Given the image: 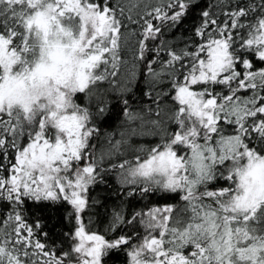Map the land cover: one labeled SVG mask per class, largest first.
I'll use <instances>...</instances> for the list:
<instances>
[{
	"label": "snow or ice",
	"instance_id": "1",
	"mask_svg": "<svg viewBox=\"0 0 264 264\" xmlns=\"http://www.w3.org/2000/svg\"><path fill=\"white\" fill-rule=\"evenodd\" d=\"M0 264H264V0H0Z\"/></svg>",
	"mask_w": 264,
	"mask_h": 264
},
{
	"label": "trees",
	"instance_id": "2",
	"mask_svg": "<svg viewBox=\"0 0 264 264\" xmlns=\"http://www.w3.org/2000/svg\"><path fill=\"white\" fill-rule=\"evenodd\" d=\"M202 3H206L207 0H201ZM120 113L117 108L113 107L110 114L108 115L107 120L104 123V127L106 128H115L118 122V119L120 117ZM119 138V135L117 133V139ZM144 143L150 142V138L143 141ZM108 184L107 186L105 185H100L99 187L94 188L93 190V195H96L97 193H101V199H104L105 197L110 198L109 203H111V200L114 199V194L113 192H110L109 189L112 187L114 184L115 180L114 178H107ZM139 208V205H137ZM101 211L103 212L104 209L101 208ZM51 219L46 221V230H51L53 233H58L59 230L61 229L63 224H66L68 222L66 214L63 216V219L61 218V214L56 212L54 209L50 213ZM66 230V229H65Z\"/></svg>",
	"mask_w": 264,
	"mask_h": 264
}]
</instances>
